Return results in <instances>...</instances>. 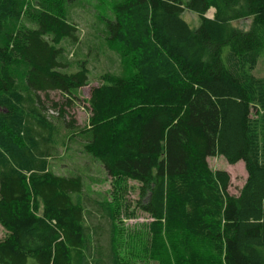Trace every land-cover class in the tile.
<instances>
[{"label":"trees","instance_id":"trees-1","mask_svg":"<svg viewBox=\"0 0 264 264\" xmlns=\"http://www.w3.org/2000/svg\"><path fill=\"white\" fill-rule=\"evenodd\" d=\"M78 42L117 64L91 88L83 128L65 119L89 84L86 55L69 59ZM263 54L264 0H0V264H121L112 203L53 171L63 130L86 135L111 180L137 183L156 264H264ZM214 155L243 163L237 194Z\"/></svg>","mask_w":264,"mask_h":264},{"label":"rangeland","instance_id":"rangeland-1","mask_svg":"<svg viewBox=\"0 0 264 264\" xmlns=\"http://www.w3.org/2000/svg\"><path fill=\"white\" fill-rule=\"evenodd\" d=\"M85 2V1H84ZM84 5L90 14L97 12L94 3ZM213 10L210 9L205 15L211 17ZM182 18L188 25L194 29L198 26V16L187 10L182 14ZM89 19V18H88ZM84 13L75 15V22L81 31L80 41L88 42L91 38V29L89 20ZM232 25L240 30H247L250 26V19H242L232 22ZM86 43L78 42L69 52V59H75L76 55H86V61L89 68V84L79 89L77 93L78 100L75 104L67 106L65 109L67 114L66 121L71 117L75 120V124L79 128H83L88 123L89 111L86 100L89 98L90 90L98 83V77L103 71L112 72L117 64L111 63L105 54L101 53L97 58L94 52L90 51L91 47H87ZM110 55L116 56L117 49L121 50L117 45H113ZM116 53V54H115ZM72 54V56H71ZM117 62V61H116ZM255 73L264 77V54L259 62ZM49 98L54 101H62V95L58 92H50ZM48 105V103H47ZM49 113H52L50 110ZM60 145L56 151V156L50 160L53 171L56 174L78 173L84 178L86 184L93 191V197L107 198L113 205L116 219V244L120 256L121 264H156L149 254V246L147 237V223L150 221L148 216L135 208V200L137 198V183L132 180L117 178L110 179L103 168L97 162L92 160L83 149L86 135L83 133L69 134L67 130L60 132ZM208 167L211 170H225L230 176V186L228 191L230 194H237L242 187L246 171L241 161L235 164H228L219 155H214L206 159ZM7 235V230L0 224V239Z\"/></svg>","mask_w":264,"mask_h":264}]
</instances>
